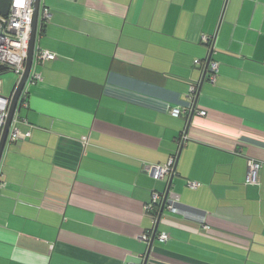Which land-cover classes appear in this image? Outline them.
<instances>
[{"label": "crops", "instance_id": "obj_1", "mask_svg": "<svg viewBox=\"0 0 264 264\" xmlns=\"http://www.w3.org/2000/svg\"><path fill=\"white\" fill-rule=\"evenodd\" d=\"M43 3L36 45L58 56L16 113L31 136L1 159L0 264H264V0ZM168 183L175 211L153 203Z\"/></svg>", "mask_w": 264, "mask_h": 264}, {"label": "built area", "instance_id": "obj_2", "mask_svg": "<svg viewBox=\"0 0 264 264\" xmlns=\"http://www.w3.org/2000/svg\"><path fill=\"white\" fill-rule=\"evenodd\" d=\"M34 4L35 0H11L10 1V10L7 16H2L0 14V67H4L6 70L14 71L18 80L15 83V86L12 90L14 91L16 85L18 84L21 76L25 72L26 69V60H27V52H28V42H29V31L30 25L32 22L33 12H34ZM51 17V13L47 7H42L40 5L39 11V21L49 20ZM202 42L210 45L211 48L214 47L212 42L214 43V37L204 34L201 38ZM55 57L53 52L42 48L36 47L33 58V66L31 73L28 77L24 90L20 96V100L16 109V113L18 109L26 104V98L29 95L30 87L38 85L43 81V78L40 73L34 71V67L37 64H43L46 60L52 59ZM195 64H200L201 60L195 59ZM5 71V70H3ZM219 74V64L215 60H210L208 68H207V80L214 84L217 80ZM3 81L0 78V140L3 134V129L8 117L10 99L4 95L3 91ZM189 94L192 98V102L194 103L198 94V86L191 85L189 89ZM170 113L178 117L182 114V109L178 106H173L170 110ZM198 114L201 116L206 115V110H197ZM15 113V116H16ZM14 119L11 123L10 131L7 137V144L17 142L21 139H27L31 136L30 132H22L18 129L16 125V119ZM187 135L185 131L182 132L181 138L179 139V145L182 146L186 141ZM88 136H84L83 141L87 144ZM176 155H172L169 158V161L162 165H149L146 166L145 170L149 174H153V171L156 172L153 174L155 178H164L166 174H170L173 171V164L175 162ZM263 167V162L260 160L250 157L247 159V171L245 183L249 185H261V170ZM6 182L3 179V173L0 171V188H2ZM200 185L198 181H188V186L190 188H197ZM169 197L177 198L173 192L168 189L164 193L154 192L152 199L153 203L156 204L161 202L166 207H168L171 211H175L176 207L170 203ZM153 204H151L152 206ZM206 228V227H204ZM144 239L149 240V235L145 234L142 236ZM159 239L163 242H168L170 240L169 234L162 232L158 235ZM126 264H135L126 262Z\"/></svg>", "mask_w": 264, "mask_h": 264}, {"label": "water", "instance_id": "obj_3", "mask_svg": "<svg viewBox=\"0 0 264 264\" xmlns=\"http://www.w3.org/2000/svg\"><path fill=\"white\" fill-rule=\"evenodd\" d=\"M10 1L11 0H0V14L2 16H7L10 10ZM40 5H41V0H35L34 4V12H33V17H32V22L30 25V31H29V42H28V52H27V60H26V69L23 75L21 76L18 84L16 85L15 89L13 92H11L7 98L10 99V106H9V112H8V117L3 129V134L0 140V163L1 159L5 150V147L7 145V137L10 131L11 123L14 119L16 109L20 100V96L24 90V87L26 85V82L28 80V77L31 73L32 66H33V58H34V52L36 48V41H37V30H38V18H39V11H40ZM211 58L209 57L207 62H206V67L208 68L209 62ZM6 70L4 67H0V75L5 73ZM194 111V110H193ZM193 113H191L192 116ZM187 132V129L185 130V133ZM172 178L169 179L171 181ZM169 184V183H168ZM168 189H170L171 185H168ZM168 189L166 191H168ZM164 207V206H163ZM161 214L158 215V218L161 217ZM156 233V230H155ZM152 244V241H151Z\"/></svg>", "mask_w": 264, "mask_h": 264}, {"label": "rangeland", "instance_id": "obj_4", "mask_svg": "<svg viewBox=\"0 0 264 264\" xmlns=\"http://www.w3.org/2000/svg\"><path fill=\"white\" fill-rule=\"evenodd\" d=\"M0 78L3 81V86L2 87H3L4 95L8 96L12 92V90H13V88L15 86V83L18 80V76L12 70H5V73L1 74Z\"/></svg>", "mask_w": 264, "mask_h": 264}, {"label": "trees", "instance_id": "obj_5", "mask_svg": "<svg viewBox=\"0 0 264 264\" xmlns=\"http://www.w3.org/2000/svg\"><path fill=\"white\" fill-rule=\"evenodd\" d=\"M41 6H42V7H47V8H48V10H49L50 13H51V17H50L49 20L39 21V24H38V30H37V37L39 36V34H40L41 32H43L45 26H46V25L51 21V19H52V12H51L50 8H49L47 5H45V4L43 3V0H42V3H41ZM212 44L214 45L213 42H212ZM208 46L210 47L211 50L214 49V47L211 48L210 45H208ZM36 47H40V46H37V45H36ZM42 48H43V47H42ZM45 49H47V48H45ZM47 50H49L50 52H53V53L55 54V57L52 58V59H48V60H46L43 64H37V65L34 67V71H35V72L37 71L38 73H40L41 76H42V73H41L40 71H38L36 68H37V67L45 66V64H46L48 61L54 60V59H56L57 56H58V53H57L56 51H53V50H50V49H47ZM42 78H43V76H42ZM3 179H4V177H3ZM4 181H5V180H4Z\"/></svg>", "mask_w": 264, "mask_h": 264}, {"label": "clouds", "instance_id": "obj_6", "mask_svg": "<svg viewBox=\"0 0 264 264\" xmlns=\"http://www.w3.org/2000/svg\"><path fill=\"white\" fill-rule=\"evenodd\" d=\"M41 3H42V0H41ZM6 96V95H5Z\"/></svg>", "mask_w": 264, "mask_h": 264}]
</instances>
